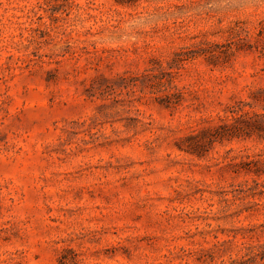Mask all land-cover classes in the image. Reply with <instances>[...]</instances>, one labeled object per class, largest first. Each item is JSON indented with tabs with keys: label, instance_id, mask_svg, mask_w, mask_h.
<instances>
[{
	"label": "rangeland",
	"instance_id": "obj_1",
	"mask_svg": "<svg viewBox=\"0 0 264 264\" xmlns=\"http://www.w3.org/2000/svg\"><path fill=\"white\" fill-rule=\"evenodd\" d=\"M263 24L264 0H0V264H264Z\"/></svg>",
	"mask_w": 264,
	"mask_h": 264
},
{
	"label": "trees",
	"instance_id": "obj_2",
	"mask_svg": "<svg viewBox=\"0 0 264 264\" xmlns=\"http://www.w3.org/2000/svg\"><path fill=\"white\" fill-rule=\"evenodd\" d=\"M258 36L261 37L262 39H264V24L260 28V30L258 32ZM263 108H264V106H263ZM257 118H258V115L253 114L252 116H248V115L242 116L240 118V120H238V119L234 120L235 123L233 125H231V127H230V128H232V130L234 129V131L228 135V138L232 139L234 137H239V135L249 136L248 130L250 129V127L257 126L259 124V122L257 121L258 120ZM237 124H242L243 126L246 127L247 130H242V128H240ZM257 129H260V128H257ZM256 173H258V172H256Z\"/></svg>",
	"mask_w": 264,
	"mask_h": 264
}]
</instances>
